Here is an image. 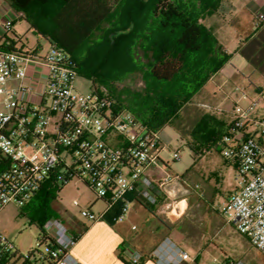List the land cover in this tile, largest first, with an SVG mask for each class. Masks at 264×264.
<instances>
[{
	"label": "built area",
	"instance_id": "1",
	"mask_svg": "<svg viewBox=\"0 0 264 264\" xmlns=\"http://www.w3.org/2000/svg\"><path fill=\"white\" fill-rule=\"evenodd\" d=\"M14 20L10 14L0 17V213L11 203L25 205L47 181L62 188L77 177L107 202V211L122 203L115 222L125 219L130 195L147 205H160L165 216L175 211L180 217L186 209L180 207L184 199L167 196L161 200L159 196L171 183L182 180L169 172L161 157L165 148L159 130L138 121L109 95L75 89L78 73L62 49L50 45L44 55L9 49L11 43L5 37ZM259 101L264 102V89L247 111L235 113L236 119L221 139L220 153L236 161L240 178L221 212L264 255V121L248 117ZM246 122L259 127L258 135L231 144ZM172 158L179 160V153L175 151ZM80 214L95 222L105 213L97 216L84 209ZM41 233L48 255L32 262V255L24 256L0 232V264H41L45 260L80 264L72 254L79 235L56 218L48 219ZM143 258L138 250L128 252L131 264H140ZM151 259L157 264H183L191 258L165 238Z\"/></svg>",
	"mask_w": 264,
	"mask_h": 264
},
{
	"label": "rangeland",
	"instance_id": "2",
	"mask_svg": "<svg viewBox=\"0 0 264 264\" xmlns=\"http://www.w3.org/2000/svg\"><path fill=\"white\" fill-rule=\"evenodd\" d=\"M132 1L127 0L125 5L118 4L83 49H87V46H91L94 42H99L103 35L117 28L119 22L126 21L133 5ZM183 1L188 2V0ZM205 2L217 6L216 9L225 2L215 34L214 30L208 29L220 46L222 44L228 46L229 51L224 50V52L237 73L234 75L230 71V66H225L223 74L228 78L226 86L222 85L218 88L210 77L193 98L181 107L171 122L159 130L162 145L165 148L161 157L168 164L169 172L183 177L185 187L193 191V203L185 209L184 202L185 206L181 208V211L184 209L185 211L181 218L171 221L160 212L159 219L165 221L170 230L168 238L189 253L191 260L183 264H223L227 259L229 264H264V255L253 247L249 240L236 230L233 222H229L230 218L221 212L223 204L237 189L240 180L234 166L220 153L223 144L220 143L217 147L203 146L198 144L191 134L193 126L207 113L233 123L236 119L235 113L247 111L252 102L259 99L258 90L264 89V77L243 57L247 48L242 51V54L235 53L240 42L250 36L255 27L249 9L250 0H202V3ZM196 5L199 6V2ZM143 12H137L136 30L144 27ZM205 15L206 13L200 21L206 26L203 21ZM22 19H18L14 26L17 36L22 38L26 47L33 48L38 43L41 44L43 47L41 55H44L48 50V44L40 32L48 28V21L38 23V29H35ZM8 34L13 37L12 32ZM125 44L127 43L119 39L112 47L114 54L111 58L114 57L113 61L122 58V69L130 66L124 56V51L127 50ZM19 48H22V45H19ZM222 48L224 49L223 46ZM100 50L104 52L106 48ZM84 52L86 54L87 50ZM139 55L143 59L142 50H139ZM109 72H111V66H105L99 74ZM144 77L145 73L139 69L127 72L107 85H100L99 81L94 83L87 76L79 74L74 86L82 93L97 90L109 95L117 102L120 101L127 110L143 107L142 110L148 109L153 112L167 111L169 107L165 103L159 104L150 99ZM13 85L14 82L9 84V86ZM221 101L223 103L217 105ZM248 117L258 122L264 121V102L259 101L248 113ZM252 129L254 131L257 129L254 123ZM190 146L196 147L199 153H194ZM175 151L180 155V159L176 161L172 158ZM46 189L39 197L31 196L24 209L11 203L0 213V232L24 256L32 255V262L38 261L43 255H48L46 244L41 242L42 233L39 228L41 221L52 218L65 223L75 222L74 220L78 219L84 220L80 215L81 210L94 208L98 203L94 210L99 215V207L102 204L90 188L77 177L72 178L62 188L58 183L49 182ZM179 199L182 197L177 198ZM173 213L177 216L175 211ZM118 223L125 224L129 230L131 226H135L137 230L133 233H142L158 226L162 228L159 234L166 232V228L160 224L154 213L138 201L130 203L125 221ZM196 258L198 262L195 261Z\"/></svg>",
	"mask_w": 264,
	"mask_h": 264
},
{
	"label": "trees",
	"instance_id": "3",
	"mask_svg": "<svg viewBox=\"0 0 264 264\" xmlns=\"http://www.w3.org/2000/svg\"><path fill=\"white\" fill-rule=\"evenodd\" d=\"M6 1L14 11L22 13L23 18L35 29H38V23L48 21V28L40 34L48 39L50 45L66 52L78 75L83 74L94 83L99 81L100 85H107L127 72L143 70L150 99L159 104L165 103L169 108L164 112L142 110L143 107L129 111L153 130H160L170 123L181 107L229 59L215 36L200 21L208 10H216L217 6L202 3V0H133L126 21L119 22L117 28L103 35L99 42L87 46V49H83L86 43L111 16L115 7L120 3L125 5L127 0ZM198 2L199 6L196 5ZM137 12L145 15L144 27L140 30H136ZM119 39L127 43L124 56L130 66L125 69L121 68L122 58L115 61L114 57L111 58L114 54L112 47ZM8 48L15 50L12 44ZM101 48H106V51L101 52ZM84 50H87L86 54ZM139 50L143 52V59ZM244 55L249 57L248 49ZM105 66H111V72L99 74ZM118 103L121 108H125L120 101ZM228 130L229 127L207 113L193 126L191 134L200 145L217 146ZM190 148L194 153H199L196 147ZM49 182L34 197L44 193ZM135 200L153 212V206ZM20 207L24 209L25 205ZM121 208L122 203L115 204L104 214L103 219L110 224L115 223L114 219L121 213ZM47 220L41 221L40 229ZM42 238L44 241L43 234ZM195 261L198 262V259ZM143 263L144 258L140 264ZM41 264L51 263L45 260ZM223 264H229V260Z\"/></svg>",
	"mask_w": 264,
	"mask_h": 264
},
{
	"label": "crops",
	"instance_id": "4",
	"mask_svg": "<svg viewBox=\"0 0 264 264\" xmlns=\"http://www.w3.org/2000/svg\"><path fill=\"white\" fill-rule=\"evenodd\" d=\"M225 2H223L224 4ZM218 6L216 10H208L206 12L204 23L206 24L207 28L210 30H214V34L216 29L219 27V21L221 20L220 13L224 10V6ZM249 9L253 17V24L255 25L253 32L250 36H248L244 41L240 42V45L236 49L235 53L242 54V51L247 48L249 57L242 55L245 60L251 65V67L258 71L264 77V20H259L260 15H264V0H250ZM6 14H10L14 17V24L12 27V36L9 34L5 37V41L11 43L15 50L17 51H29L41 54L43 49L41 44H37L35 47L31 48L29 46L26 47L22 41V38L17 36L15 30V24L17 23L18 19L23 18L22 13H17L14 11L9 3L6 0H0V17H4ZM24 19V18H23ZM22 19V20H23ZM25 20V19H24ZM26 21V20H25ZM27 22V21H26ZM28 23V22H27ZM29 24V23H28ZM30 25V24H29ZM220 41L221 38H218ZM44 40L48 44V49L50 48V43L47 38L44 37ZM19 45H22V48H19ZM224 47L225 52H228V46L222 44ZM225 66H230V71L235 75L237 73L236 68L230 62H227L221 70L214 73L211 76V80L214 82L215 85H218V88L226 86L228 78L223 74ZM227 68V67H226ZM239 71V70H238ZM240 72V71H239ZM231 73V74H232ZM260 88L258 91H260ZM223 102H219L217 105L222 104ZM221 121L226 127H230L232 123H228L224 120L218 119ZM252 122H246L243 128L233 136L231 144H238L241 140L248 136H257L259 127L257 125V129L255 131L252 129ZM219 145V144H218ZM217 145V146H218ZM216 146V147H217ZM231 165L237 171V163L234 159L228 160ZM185 181H175L171 183L165 193H159L160 199L163 200L167 196L171 197H182L184 199L181 202V208L185 206L186 209L190 203H193L192 192L188 188L185 187ZM237 190V189H236ZM232 192L228 198L236 192ZM99 199V198H97ZM101 200L102 204L99 207V212L97 215L96 211L94 210L99 204H95L94 208H89V210L96 214L97 216L102 215L103 213H107L108 204L105 200ZM137 201L135 198H131V202ZM130 202V203H131ZM185 202V203H184ZM161 206H156L153 209V213L155 217L159 220L160 224L166 228V232L159 234L161 231V227H153L150 230H146L145 232L140 233H133L137 229H133L135 226H131L130 230L125 226L123 223L115 222L110 224L108 221L104 220L103 218L95 221L90 222L89 220L83 218L84 220L78 219L74 220L75 222H63L60 220L64 225L68 227V229L76 234L79 235V241L77 245L72 249L73 256L78 260L80 264H126L125 261H128V252L130 249H135L140 251L144 256V263L143 264H157L153 259H151V254L153 251L161 244V242L168 238L170 235V230L166 225L165 221H161L159 218ZM184 214V213H183ZM183 214L181 216H183ZM81 215V214H80ZM180 217L174 216V213H169L168 216H165L168 220H177ZM126 218V217H125ZM125 221V219L123 220ZM120 221V222H123ZM174 223V222H172ZM120 257H123L122 260ZM191 260V259H190ZM189 260V261H190ZM188 261V262H189ZM187 263V262H186Z\"/></svg>",
	"mask_w": 264,
	"mask_h": 264
},
{
	"label": "bare ground",
	"instance_id": "5",
	"mask_svg": "<svg viewBox=\"0 0 264 264\" xmlns=\"http://www.w3.org/2000/svg\"><path fill=\"white\" fill-rule=\"evenodd\" d=\"M180 207H181V205H180Z\"/></svg>",
	"mask_w": 264,
	"mask_h": 264
}]
</instances>
